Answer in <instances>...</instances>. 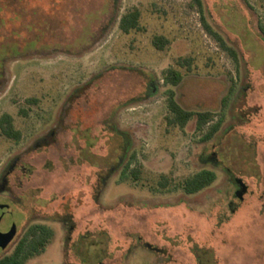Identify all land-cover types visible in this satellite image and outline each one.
Masks as SVG:
<instances>
[{
  "label": "rangeland",
  "instance_id": "obj_1",
  "mask_svg": "<svg viewBox=\"0 0 264 264\" xmlns=\"http://www.w3.org/2000/svg\"><path fill=\"white\" fill-rule=\"evenodd\" d=\"M201 3L0 0V117L21 132L0 136V181L15 162L19 233L53 231L25 264H264V0ZM135 9L141 28L124 33ZM169 90L212 120L170 125ZM203 169L215 180L185 194ZM56 194L78 197L71 233L44 218Z\"/></svg>",
  "mask_w": 264,
  "mask_h": 264
},
{
  "label": "trees",
  "instance_id": "obj_2",
  "mask_svg": "<svg viewBox=\"0 0 264 264\" xmlns=\"http://www.w3.org/2000/svg\"><path fill=\"white\" fill-rule=\"evenodd\" d=\"M200 9H202L201 0H193ZM139 10L135 9L126 14H124L120 19V29L124 33L135 29L140 30L139 26ZM208 31L212 33V30L207 26ZM259 31L264 40V27L259 25ZM214 32V31H213ZM217 35L216 33H214ZM222 45L228 49L232 54L235 55L234 50L231 47H228L224 40L217 36ZM167 43V40L162 36H156L153 39V45L159 49H162ZM186 63L189 64V61L186 60ZM166 83H169L171 86L176 87L182 81V74L177 69H168L165 75ZM168 95V110L171 114V117L168 118V123L170 125H175L180 128H184L187 123L195 117L196 119V129H201L205 124L209 123L212 120L211 112H193L182 108L175 98V92L169 90ZM225 105V103H224ZM220 122L212 126L208 132L205 134V140L210 139L220 128ZM0 136H4L8 139L14 141H19L21 139V132L17 130L13 123V118L9 114H3L0 117ZM129 164L126 165L127 169ZM125 171V170H124ZM124 173V172H123ZM133 179L137 180L138 173L134 171L132 173ZM215 180V173L212 170H203L194 176L188 178L182 185V190L187 195H192L200 192L204 188L210 186ZM162 186L166 185V182L161 183ZM51 238V233L46 232L44 226H34L31 227L26 233L23 240L16 246V248L7 255H3L0 258V264H25L33 256L41 254L46 246L48 245Z\"/></svg>",
  "mask_w": 264,
  "mask_h": 264
},
{
  "label": "flooded vegetation",
  "instance_id": "obj_3",
  "mask_svg": "<svg viewBox=\"0 0 264 264\" xmlns=\"http://www.w3.org/2000/svg\"><path fill=\"white\" fill-rule=\"evenodd\" d=\"M14 165L15 162H13V164L6 169L0 181V232L6 233L10 230L12 226H15L16 233L13 239L8 244V246L5 249H0V255L3 252H5L14 243L17 246L23 240L26 233L31 227L44 226L46 228V232H48L49 234L51 233V238L53 236V231L51 230V228L43 224H32L28 226L24 234L19 233V228H18L19 220L17 221L15 215L16 214L20 215L21 219L25 216L22 210V206H24L23 202L25 196H21L22 194H18L17 196L9 195L7 178L14 172L15 170ZM126 165L122 169L123 172L126 168ZM203 170H207V169H203ZM77 198H78L77 195H72V194L50 195L47 199L43 200V209H45L44 218L46 220L48 219L54 221L62 228L67 229L68 233H71L73 231V227L69 226L68 224L71 223V221L74 219V214H73L74 208L72 206L73 205L72 201L74 200L76 201ZM10 216H12L11 220H9Z\"/></svg>",
  "mask_w": 264,
  "mask_h": 264
},
{
  "label": "water",
  "instance_id": "obj_4",
  "mask_svg": "<svg viewBox=\"0 0 264 264\" xmlns=\"http://www.w3.org/2000/svg\"><path fill=\"white\" fill-rule=\"evenodd\" d=\"M16 233L15 226H12L10 230L6 233L0 232V249H5L10 241L13 239Z\"/></svg>",
  "mask_w": 264,
  "mask_h": 264
}]
</instances>
